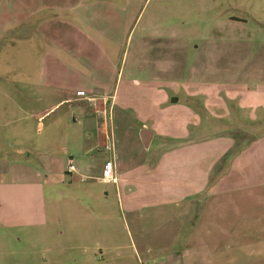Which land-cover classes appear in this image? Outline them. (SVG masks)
I'll use <instances>...</instances> for the list:
<instances>
[{
  "label": "rangeland",
  "instance_id": "374dc122",
  "mask_svg": "<svg viewBox=\"0 0 264 264\" xmlns=\"http://www.w3.org/2000/svg\"><path fill=\"white\" fill-rule=\"evenodd\" d=\"M162 1L139 0L135 16L121 26V52L113 47L123 83L121 100L108 117L114 150L106 154L94 147L93 111L70 100L90 90H81L75 82L70 90L45 86L47 59L38 49L34 25L22 29L30 37L22 34V39L15 32L0 38V90L11 83L15 93L14 103L0 97V264H187L192 254L185 247L195 240L227 243L226 234L212 230L213 220L230 221L248 203L239 199L233 207L228 193L264 198V184L219 192L203 203L202 231L195 237L185 232L182 219L168 213L181 214V207L134 212L125 196L121 200L120 188L98 181L106 160L116 165L112 154L126 168L153 159L155 138L149 149L144 146L138 108L131 104L139 102L140 109L158 115L162 106L159 94L152 98L155 88L182 92L189 84L225 82L243 93L264 86V0ZM5 6L0 2V25L18 16V9ZM63 75L55 76L58 82ZM127 91L132 93L129 101L123 97ZM249 125L244 124L264 132L257 123ZM231 128L239 126L233 122ZM50 156L66 166L46 173L39 160ZM70 159L77 168L74 174L67 172ZM22 163L34 173L42 172L44 181L14 184L10 167L22 168ZM256 204L251 203L259 209ZM260 221L264 223V217L253 216L251 230ZM229 236L246 241V249L250 242L264 247L263 235ZM212 255L209 248L204 251L205 259L215 258Z\"/></svg>",
  "mask_w": 264,
  "mask_h": 264
},
{
  "label": "crops",
  "instance_id": "0c3cea01",
  "mask_svg": "<svg viewBox=\"0 0 264 264\" xmlns=\"http://www.w3.org/2000/svg\"><path fill=\"white\" fill-rule=\"evenodd\" d=\"M138 1L0 0L7 9L19 10L18 16L12 15L1 22L0 38L11 37L15 32L20 37L22 34H26V38L30 37L29 32L26 30L23 33L22 29L34 25L38 49L47 59L43 72V82H48L45 86L70 90L75 82L81 90H90L91 93L85 92L82 97L70 100L87 105L93 111L94 147L104 154L110 148L114 150L112 135L108 134V117L121 100L123 83V69L121 65L117 69L113 47L121 52V26L135 16ZM59 73H65L60 82L55 78ZM54 79L58 82L56 86L52 83ZM10 85L5 83L1 87L0 97L3 101L15 98ZM234 85L225 82L189 84L182 92L168 93L155 88L152 98L155 93L159 94L157 102L162 109L153 116L149 111L140 109L139 102L133 101L131 106L138 108L140 130L153 132L148 147L152 146L155 138L153 159H146L136 168H126L119 165L124 164L119 163V156L112 154L116 164V181L104 177L109 160L103 163L102 176H98V181L102 184L114 183L120 188L121 200L125 196L130 202L129 208L134 212L139 208L181 207V214L168 213L182 219L185 232L196 237L202 231L203 203L225 190H243L247 186L264 184V132L244 126L250 124L251 127L254 122L260 128L264 127V86H258L255 92L240 93L234 89ZM125 89L129 90V87ZM19 93L22 96V86L19 87ZM131 95L128 92L123 97L129 101ZM172 99L177 103H170ZM233 122L239 128H231ZM39 161L46 173L59 172L66 166L53 156L43 157ZM11 169L8 172L12 174L14 184L44 181L42 172L34 173L23 163L22 168L13 166ZM206 193L208 196L203 195ZM228 195H231L229 202H232L233 207L238 205L239 199L248 200V203L230 221L228 219L219 224L213 220L212 230L226 234L227 243L195 240L192 246L185 247L192 254L187 258V264L189 261L193 264H264L263 246H251L250 242L247 250L246 241L239 243L229 240V234L234 238L236 233L253 232L264 236V223L260 221L252 230L249 225L253 216L264 217V198L260 195L250 198H235L237 194L233 193ZM204 196L207 198L204 199ZM255 202L257 207L260 206L259 209L252 207L251 203ZM206 247L214 255L213 260L204 258ZM247 258H250L249 261H245Z\"/></svg>",
  "mask_w": 264,
  "mask_h": 264
},
{
  "label": "built area",
  "instance_id": "2783aa9c",
  "mask_svg": "<svg viewBox=\"0 0 264 264\" xmlns=\"http://www.w3.org/2000/svg\"><path fill=\"white\" fill-rule=\"evenodd\" d=\"M67 172L70 174L76 173V166L73 159H70L67 165ZM104 177L108 180L116 181L114 177V166L112 163H107L104 170Z\"/></svg>",
  "mask_w": 264,
  "mask_h": 264
},
{
  "label": "water",
  "instance_id": "95a60500",
  "mask_svg": "<svg viewBox=\"0 0 264 264\" xmlns=\"http://www.w3.org/2000/svg\"><path fill=\"white\" fill-rule=\"evenodd\" d=\"M152 135H153V132L150 130L144 129L143 131H141L140 136H141L142 142L146 148L149 147V143H150Z\"/></svg>",
  "mask_w": 264,
  "mask_h": 264
},
{
  "label": "trees",
  "instance_id": "16d2710c",
  "mask_svg": "<svg viewBox=\"0 0 264 264\" xmlns=\"http://www.w3.org/2000/svg\"><path fill=\"white\" fill-rule=\"evenodd\" d=\"M171 102H172V103H177L176 100H173V99L171 100Z\"/></svg>",
  "mask_w": 264,
  "mask_h": 264
}]
</instances>
